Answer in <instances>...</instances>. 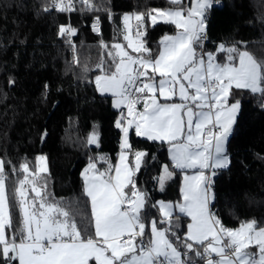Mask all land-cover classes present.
Masks as SVG:
<instances>
[{
    "label": "snow or ice",
    "instance_id": "1",
    "mask_svg": "<svg viewBox=\"0 0 264 264\" xmlns=\"http://www.w3.org/2000/svg\"><path fill=\"white\" fill-rule=\"evenodd\" d=\"M214 2L190 0L185 6L184 0H168V8L125 15L122 40L126 43L101 42L107 59L96 65L100 74L94 83L101 94L110 93L113 106L121 110L115 126L122 138L117 164L100 171L90 159L81 173L84 194L91 202L92 234L85 236L69 211L51 200L45 176L47 157L39 155L34 167L27 161L20 165L23 178L17 181L14 196L22 223L19 238L9 235L6 229L13 228V222L6 162L0 159V257L4 264H185L184 257L193 250L204 264H264V227L251 220L235 229L226 228L210 208L212 178L216 170L230 164L226 144L241 109V101L229 103L230 97L235 90L264 93V60L223 44L215 53L203 51L206 14ZM80 3L89 11L96 7L93 0ZM48 7L60 12L76 10L74 0H52ZM158 23L174 25L176 33L163 36L153 56L144 38L149 25ZM98 25L99 17L93 31H99ZM76 34L70 25L59 28L72 50V63L79 65L72 40ZM218 53L224 54V62L218 60ZM83 71H89L87 65ZM141 104L143 110L138 107ZM130 129L138 137L167 143L173 168L184 173L182 202L158 201L159 224L167 227H158L153 219L150 232L141 216L147 194L134 180L146 153L136 151L134 164L130 163ZM98 142L96 132L89 135V145ZM173 175L167 164L162 166L157 178L161 189ZM175 209L191 218L183 239L172 230ZM180 245L187 251L182 252Z\"/></svg>",
    "mask_w": 264,
    "mask_h": 264
},
{
    "label": "trees",
    "instance_id": "2",
    "mask_svg": "<svg viewBox=\"0 0 264 264\" xmlns=\"http://www.w3.org/2000/svg\"><path fill=\"white\" fill-rule=\"evenodd\" d=\"M74 2L76 10L60 12L48 7L52 0H0V159L6 162L13 222V228L6 232L15 233L17 238L22 216L14 193L17 181L23 178L20 165L27 161L34 167L39 155L47 157L45 176L51 200L69 211L85 236L92 234L90 202L84 194L81 173L90 159L100 171L114 165L121 140V130L115 126L121 113L111 107L110 97L100 94L94 83L100 74L96 65L107 59L101 42L126 43L122 40L125 14L134 17L170 6L168 0H93L96 7L89 11L80 0ZM184 3L188 6L189 0ZM206 16L208 52L215 53L223 44L264 60V0H217ZM97 17L98 32L93 31ZM132 23L135 25L134 19ZM61 25L77 30L72 40L79 65L72 63V50L59 35ZM175 30L171 24L149 25L144 39L153 56L161 38ZM224 59V54L218 53V60ZM84 65L89 71H83ZM237 99L241 109L226 144L230 164L212 179L214 199L210 207L226 228L235 229L251 220L264 227V93L235 90L230 100ZM93 132L99 142L89 145L87 139ZM129 142L132 153H146L134 176L137 188L147 194L141 212L146 232L153 219L158 227H167L159 224L161 214L156 203L179 199L180 171L173 168L165 143L143 139L134 131ZM165 164L174 175L161 189L157 178ZM187 222L186 216L174 214L172 230L181 239ZM197 257L193 250L185 259ZM0 264H4L2 257Z\"/></svg>",
    "mask_w": 264,
    "mask_h": 264
},
{
    "label": "crops",
    "instance_id": "3",
    "mask_svg": "<svg viewBox=\"0 0 264 264\" xmlns=\"http://www.w3.org/2000/svg\"><path fill=\"white\" fill-rule=\"evenodd\" d=\"M189 3H190V0H189ZM188 6H189V4H188ZM175 33H176V30H175V32L174 33H172V34H168V35H175ZM99 75V74H98ZM94 79H95V77H94ZM97 89V88H96ZM98 91V90H97ZM99 92V91H98ZM100 93V92H99ZM101 94V93H100ZM102 95H106V96H109L110 97V104H111V107L113 108V109H115V110H117V111H119L120 113H121V110L120 109H117V108H115L114 106H113V99H114V97L110 94V93H104V94H102ZM235 101V100H234ZM234 101H231V100H229V103H232V102H234ZM161 102L163 103L164 101L161 99ZM175 102H179L178 100H176ZM139 107V109L140 110H143V105L141 104V105H139L138 106ZM124 111H125V113H126V109H124ZM131 131H134V129H130V131H129V135H130V133H131ZM135 132V131H134ZM121 138H122V131H121ZM141 138H143V139H146V140H148L146 137H141ZM150 141H152V140H150ZM155 142H161V141H155ZM120 143H121V140H120ZM166 145H167V155H168V158H169V160H170V162H171V159H170V155H169V151H168V149H169V145L167 144V143H165ZM120 151H121V148L119 149V151H118V153H117V157H116V160H115V163H114V165L115 164H117L119 161H118V157H119V153H120ZM135 153V152H134ZM134 153H130V156H129V159H130V163H133L134 164V162H133V158H134V156H133V154ZM172 164V163H171ZM176 170H178V169H176ZM180 171V170H179ZM191 171L192 170H189V174H191ZM216 171H218V170H216ZM183 175H184V173L183 172H181L180 171V187H179V191H180V188H181V186H182V183H183ZM172 179V178H171ZM171 179H169L167 182H166V184L171 180ZM165 184V185H166ZM83 186H84V181H83ZM158 187L160 188V186H159V183H158ZM158 201H164V202H166V203H168V202H170V201H166V200H158ZM157 201V202H158ZM89 202H90V199H89ZM182 202V195H181V192H180V196H179V199H177L176 201H174V202H170V203H172L173 205H176V204H178V203H181ZM157 204V207H158V210H159V205H158V203H156ZM90 208H91V202H90ZM160 212V211H159ZM91 213H92V209H91ZM179 214V215H183V216H186L185 214H183V213H180L179 212V210L178 209H175V211H174V214ZM187 218H188V222H187V225L189 224V223H191V218L190 217H188V216H186ZM152 221V220H151ZM150 221V222H151ZM150 222H149V226H148V232H150ZM187 226H186V232H187ZM185 232V233H186ZM145 239H147V237H145ZM184 260H185V257H184ZM18 262V261H17ZM90 264H94V262H90Z\"/></svg>",
    "mask_w": 264,
    "mask_h": 264
},
{
    "label": "built area",
    "instance_id": "4",
    "mask_svg": "<svg viewBox=\"0 0 264 264\" xmlns=\"http://www.w3.org/2000/svg\"><path fill=\"white\" fill-rule=\"evenodd\" d=\"M214 4V3H213ZM205 42L206 40H204L203 42V51L208 52L205 48ZM197 51H200V49L198 48ZM217 174V171H216ZM211 208V207H210ZM212 211V210H211ZM213 212V211H212ZM214 213V212H213ZM202 251V250H201ZM185 264H204V260L201 257H197L196 259L193 260H186L185 259Z\"/></svg>",
    "mask_w": 264,
    "mask_h": 264
},
{
    "label": "rangeland",
    "instance_id": "5",
    "mask_svg": "<svg viewBox=\"0 0 264 264\" xmlns=\"http://www.w3.org/2000/svg\"><path fill=\"white\" fill-rule=\"evenodd\" d=\"M125 15H130V16H132L131 14H128V13L125 14ZM125 15H124V16H125ZM133 162H134V158H133ZM212 179H213V178H212ZM252 251H255V249L253 248Z\"/></svg>",
    "mask_w": 264,
    "mask_h": 264
}]
</instances>
